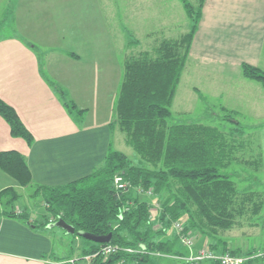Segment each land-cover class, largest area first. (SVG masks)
<instances>
[{
  "label": "trees",
  "instance_id": "obj_1",
  "mask_svg": "<svg viewBox=\"0 0 264 264\" xmlns=\"http://www.w3.org/2000/svg\"><path fill=\"white\" fill-rule=\"evenodd\" d=\"M181 1L191 19L190 29L176 37L164 36L151 49L129 53L123 59L110 123L124 132L125 141L139 154L141 162H133L110 143L103 161L92 171L57 185L36 184L34 194L42 195L47 208L39 223L29 220L28 212L7 207L20 195L15 187L0 190L2 212L21 216L36 227L48 226L53 223L50 218L62 217L75 226V234L79 230L111 233L110 242L145 248L137 253L120 250L105 259L95 256L91 259L94 264H123L125 260L155 264V251L184 253L179 248L178 232L171 230L177 219L183 220L185 230L209 237L215 247L224 246L227 240L221 232L238 222V217H243L250 207L254 213L262 208V202L254 197L255 190L238 186L231 166L241 160L255 169L262 167L259 147L246 157L238 153L245 147V142L238 138L239 121L229 130H223L199 121L170 123L168 120L205 2ZM21 38L41 51L30 39ZM43 54H39V60L45 79L68 112L81 120L85 109L77 105L64 85L48 74ZM69 54L77 57L74 52ZM242 71L264 85V69L243 62ZM0 114L9 123L12 135L32 144L33 133L16 108L2 97ZM0 168L20 185L32 183L26 156L17 149H0ZM116 173H123L131 188L117 189L113 184ZM137 185L152 188L153 193L160 195V204L155 210L151 200L132 193ZM127 203L129 207L124 209ZM83 238L87 242L83 248L85 255L106 243ZM222 249L229 248L225 245ZM230 251L239 253L237 249ZM246 254L251 255L246 262L264 264V252L256 254L249 249Z\"/></svg>",
  "mask_w": 264,
  "mask_h": 264
},
{
  "label": "crops",
  "instance_id": "obj_2",
  "mask_svg": "<svg viewBox=\"0 0 264 264\" xmlns=\"http://www.w3.org/2000/svg\"><path fill=\"white\" fill-rule=\"evenodd\" d=\"M101 8L98 0H16L14 8L16 28L41 45L36 53H45L48 74L85 109L81 120L68 112L49 85L33 48L17 33L0 38V97L16 108L34 135L32 144L12 135L0 114V149L14 148L26 156L35 185H57L92 171L112 143L116 126L110 122L122 72ZM187 62L189 83L179 97L184 113L194 111L195 98L196 102L218 98L222 109L235 110L239 98L264 100V85L242 71L243 62L264 69V0H205L185 66ZM258 137L264 168V124ZM8 186L21 185L0 168V190ZM2 209L0 200V264H94L83 253L86 242L78 255L85 260L45 255L33 240L36 226ZM16 209L28 212L29 220L35 221L27 209ZM195 233L198 245L210 243L211 239ZM38 235L43 243L48 241L44 234ZM224 244L231 249L227 241ZM179 248L186 251L181 243ZM170 257L165 264H189ZM123 264L140 263L125 260Z\"/></svg>",
  "mask_w": 264,
  "mask_h": 264
},
{
  "label": "rangeland",
  "instance_id": "obj_3",
  "mask_svg": "<svg viewBox=\"0 0 264 264\" xmlns=\"http://www.w3.org/2000/svg\"><path fill=\"white\" fill-rule=\"evenodd\" d=\"M102 6V12L106 18L107 25L110 31V38L115 48V54L119 59L121 72L123 66V59L125 55L137 52L141 49H151L157 41L164 36L176 37L190 29L191 19L181 0H98ZM15 3L16 0H0V38L17 33L19 38L25 42L26 45L36 49L26 42L22 37L29 39L24 34H21L16 28L17 22L15 17ZM135 38L137 42L133 43L131 40ZM37 46H41L36 41L30 39ZM76 54V53H75ZM38 56L39 54L36 53ZM45 57V53L43 54ZM187 65L184 71L181 72V81L176 89V98L174 104L171 106L172 115L169 117L170 123L180 121L191 122L199 121L208 124L217 125L223 130H229L230 127L237 125L240 122L238 129V138L243 140L244 146L240 148L239 154L246 157L254 153L258 149V133L261 125L264 124V100L263 98H239L236 102L237 110L231 108H221V102L218 98H196L191 102L194 104V111L182 112V103L179 97L183 94L184 84L189 83L187 78ZM122 74V73H121ZM57 80V79H56ZM60 82V81H59ZM120 82V81H119ZM61 83V82H60ZM62 84V83H61ZM63 85V84H62ZM119 85V84H118ZM118 89V87H117ZM72 97V96H71ZM192 99V98H191ZM206 99V100H205ZM234 101L232 100V103ZM112 134L113 146L119 150L124 151L133 162H141V157L135 149L125 141L124 132L114 125ZM256 147V148H255ZM232 169L236 172L235 179L240 188H249L255 190V199L262 202V208L254 213L252 208L246 211L243 217H238L239 221L231 227L224 229L221 236L225 238L231 249L239 250L240 254H246L248 250L256 253L264 252V168H260L245 164L243 161L234 162ZM131 188V187H130ZM20 195L9 204L8 208L22 207L29 211L30 215L39 223L47 213V208L44 204L42 195L34 194L35 184L30 183L17 187ZM133 194H140L142 198L151 200L154 210L160 204L158 199L160 195L153 193L148 195L146 193H138L132 189ZM262 200V201H261ZM183 222V220H181ZM33 229L37 237L33 238L35 242L40 244L39 248L45 255L53 259H62L67 256H77L78 260H85L81 258L80 254L81 243L85 242V238L79 234L69 232L66 229L48 224V226L36 227ZM171 230L175 231L174 226ZM39 232L44 234L48 241L43 243V239L39 238ZM189 235L195 240V248H201L205 244L210 248H215L220 251L230 249H218L213 246V242H203L198 245V236L196 231L189 230ZM179 237V236H178ZM209 238V237H208ZM210 239V238H209ZM184 245L185 250L188 248ZM87 243V242H86ZM185 251V252H186ZM155 263L165 264L166 260H170V256H179L172 254H161L155 251ZM168 256V257H167ZM184 259L183 257H180ZM186 261V259H184ZM187 262V261H186ZM211 261H201L195 264H203ZM189 263V262H188ZM214 263V262H212ZM191 264V263H189ZM247 264H254V262H247Z\"/></svg>",
  "mask_w": 264,
  "mask_h": 264
},
{
  "label": "built area",
  "instance_id": "obj_4",
  "mask_svg": "<svg viewBox=\"0 0 264 264\" xmlns=\"http://www.w3.org/2000/svg\"><path fill=\"white\" fill-rule=\"evenodd\" d=\"M113 184L117 189L127 190L130 188V184L129 182H127L123 173H116L114 175ZM134 190H136L138 193L143 192L148 195H152L154 192L152 188H144L142 185L134 186ZM130 203L125 204L124 209H127ZM54 220L55 219L50 218V221ZM173 226L178 232L180 240H182V242L188 248V251L177 255H179L178 257H183L187 262L191 264H195L201 261H211L217 264H243L251 256L249 254L233 253L230 250L220 251L215 248H210L206 244L201 248L198 247L194 249L195 240H193L192 236L189 235V232L185 230L183 222L178 219L174 220ZM120 250L129 253H137L145 251V248L144 246L121 245L115 242H106L102 244L98 250H96L92 254L85 255V257L91 260L95 256H103V258L105 259ZM256 254H262V252Z\"/></svg>",
  "mask_w": 264,
  "mask_h": 264
},
{
  "label": "water",
  "instance_id": "obj_5",
  "mask_svg": "<svg viewBox=\"0 0 264 264\" xmlns=\"http://www.w3.org/2000/svg\"><path fill=\"white\" fill-rule=\"evenodd\" d=\"M51 225H57L64 229H66L69 232L75 231V226L69 222H67L64 218L58 217ZM79 235L84 236L88 239H91L93 241L97 242H110L111 241V233L109 234H96L94 232L86 231V230H79Z\"/></svg>",
  "mask_w": 264,
  "mask_h": 264
}]
</instances>
